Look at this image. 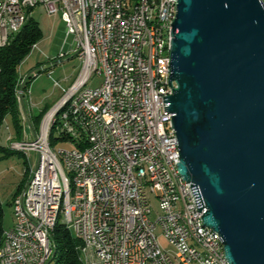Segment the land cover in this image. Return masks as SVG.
I'll return each mask as SVG.
<instances>
[{
    "label": "built area",
    "instance_id": "2783aa9c",
    "mask_svg": "<svg viewBox=\"0 0 264 264\" xmlns=\"http://www.w3.org/2000/svg\"><path fill=\"white\" fill-rule=\"evenodd\" d=\"M40 4L49 14L63 11L83 66L39 129L26 133L23 148L10 145L38 158L0 264H49V227L60 220L82 240L83 264H232L220 234L204 225L199 188L178 168L165 56L178 0H138V11L130 10V0H0V47ZM95 74L103 80L90 86ZM134 77H142V87H134ZM52 130L74 147L47 145ZM60 174L69 177V197L59 196ZM180 209H187L189 222L181 221ZM158 225L174 252L161 247ZM185 231L194 232V243L210 249V257L186 248Z\"/></svg>",
    "mask_w": 264,
    "mask_h": 264
},
{
    "label": "water",
    "instance_id": "95a60500",
    "mask_svg": "<svg viewBox=\"0 0 264 264\" xmlns=\"http://www.w3.org/2000/svg\"><path fill=\"white\" fill-rule=\"evenodd\" d=\"M171 36L179 171L199 188L204 225L220 234L227 259L264 264V4L178 0ZM42 68L21 82L24 111L25 80Z\"/></svg>",
    "mask_w": 264,
    "mask_h": 264
},
{
    "label": "rangeland",
    "instance_id": "374dc122",
    "mask_svg": "<svg viewBox=\"0 0 264 264\" xmlns=\"http://www.w3.org/2000/svg\"><path fill=\"white\" fill-rule=\"evenodd\" d=\"M62 14V10L56 14H49L42 4L33 10V17L39 21L42 36L19 67L21 82L33 69L43 68L33 73L34 76L31 78L30 85L23 93L27 113L32 109V113L35 115L46 105L50 106V110L64 95L63 88L68 89L82 70L81 57L79 55L74 56L75 36L74 34L67 35V24ZM102 80V74H95L89 85L97 86ZM56 81L60 83V86L56 85ZM20 108L23 118L22 138H16L17 132L12 119L7 116L0 129V145L10 147L13 141L25 142L26 133L32 137L33 130L25 120V111L21 105ZM53 146L55 148L74 147L71 141L65 140L57 141ZM37 158L38 154L32 150L26 153L15 151L8 156L0 152V200L4 208L6 230L12 228L16 222L12 203L13 195L18 191V188L23 187V190L27 186L31 170L37 163ZM153 207L152 216L156 219L160 209L159 199L155 195H153ZM156 233L161 247L164 250L174 252V246L165 237L160 225H158Z\"/></svg>",
    "mask_w": 264,
    "mask_h": 264
},
{
    "label": "trees",
    "instance_id": "16d2710c",
    "mask_svg": "<svg viewBox=\"0 0 264 264\" xmlns=\"http://www.w3.org/2000/svg\"><path fill=\"white\" fill-rule=\"evenodd\" d=\"M42 36V29L39 21L31 16L23 27L11 39V42L0 47V129L7 118L10 116L13 126L17 132L16 138L21 139L23 133V118L20 108L18 89L21 87V75L19 67L24 59L30 54L32 48L37 44ZM29 75L25 80V91L29 87L31 78ZM50 106L46 105L38 113L30 117L33 128L37 131L41 121ZM66 137H57L52 130L50 143L54 145L58 140H65ZM9 146L0 145V152L4 155L15 153ZM21 152V151H18ZM23 187L18 188L14 193L12 203L15 197L21 192ZM4 226V208L0 200V247L5 239ZM52 243L56 249L51 264H83L81 255L82 240L74 235L72 230L61 220L57 222L52 235Z\"/></svg>",
    "mask_w": 264,
    "mask_h": 264
},
{
    "label": "bare ground",
    "instance_id": "6f19581e",
    "mask_svg": "<svg viewBox=\"0 0 264 264\" xmlns=\"http://www.w3.org/2000/svg\"><path fill=\"white\" fill-rule=\"evenodd\" d=\"M130 10L131 11H138V0H130ZM178 9H172V19L176 18ZM29 18H22V25H24ZM165 56H170V42H165ZM171 69H169L170 75ZM134 87H142V77H134ZM178 139V137H177ZM24 142H16V148H23ZM47 145H51L50 137L47 138ZM163 171H171V164L170 163H163ZM30 179H33V171L31 172L30 178L28 180L27 186L15 197L13 200V207L15 213V224H19V212H18V205L20 200L29 193L30 187ZM59 196L62 197H69V177L67 174H60V188H59ZM180 216L182 222H189V215L187 214V209H180ZM57 222H52L49 227V236L52 243V232L56 226ZM10 239V230L5 231V239L0 247V249H4L7 245L8 240ZM184 242L186 248H192L194 254L203 257H210V249H206L205 245L202 243H194V232L193 231H185L184 234ZM53 246V243H52ZM54 247V246H53ZM55 248L52 249V257ZM82 260L84 263V252L81 250ZM51 262H49L50 264Z\"/></svg>",
    "mask_w": 264,
    "mask_h": 264
},
{
    "label": "crops",
    "instance_id": "0c3cea01",
    "mask_svg": "<svg viewBox=\"0 0 264 264\" xmlns=\"http://www.w3.org/2000/svg\"><path fill=\"white\" fill-rule=\"evenodd\" d=\"M42 109H43V108H42ZM42 109H40V110H42ZM25 112H26V111H25ZM38 112H39V111H37L36 113H38ZM36 113H35V114H36ZM28 114H29L30 117L34 115V114L32 113V109H31V111L28 112ZM28 125H30L31 129L34 131V128H33L32 124H31V120H30V122L28 123Z\"/></svg>",
    "mask_w": 264,
    "mask_h": 264
}]
</instances>
